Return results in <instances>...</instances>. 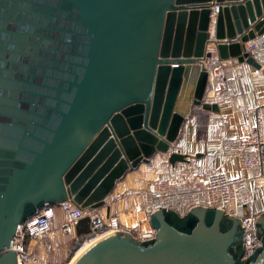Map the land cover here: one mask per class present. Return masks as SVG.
<instances>
[{
    "label": "water",
    "instance_id": "95a60500",
    "mask_svg": "<svg viewBox=\"0 0 264 264\" xmlns=\"http://www.w3.org/2000/svg\"><path fill=\"white\" fill-rule=\"evenodd\" d=\"M263 32L264 0H0V264H19L12 240L43 206L102 209L157 152L191 162L172 146L196 107L219 111L208 43L258 68L244 42ZM98 223L85 215L75 233ZM149 223L153 238L107 232L71 264H264V210L247 258L241 220L221 208H159Z\"/></svg>",
    "mask_w": 264,
    "mask_h": 264
},
{
    "label": "built area",
    "instance_id": "2783aa9c",
    "mask_svg": "<svg viewBox=\"0 0 264 264\" xmlns=\"http://www.w3.org/2000/svg\"><path fill=\"white\" fill-rule=\"evenodd\" d=\"M210 44L208 49L211 55L202 57L199 63L208 71L211 89L235 58L222 59L215 44ZM244 45L245 51L256 58L264 48V32L244 42ZM241 73L240 68L236 69V75ZM227 81L232 84L231 77ZM230 93L236 97V109L246 118L240 121L235 133L220 137L218 154L224 160H233L237 173L222 169L195 173L189 178L170 174L154 179L144 188L139 207L148 219L152 211L159 208L174 209L181 215L194 207L221 208L241 220L244 227V258H247L261 245L256 229V218L260 212L255 208L256 195L250 187L248 173L260 171V176L253 177L259 186L264 185V103L250 105L233 88H230ZM217 121L221 122L220 118ZM57 209L63 213L58 227L55 225ZM85 215H90L92 220L99 219L97 231L102 227H106L105 232L121 228L132 231L122 226L116 213L104 217L100 209H79L70 200L47 204L18 227L11 243L17 252L18 263L34 264L37 251L48 253L60 247L63 241L59 234L75 235V225ZM132 232L140 239H151L156 235V230L151 226L140 233ZM53 264L63 263L56 261Z\"/></svg>",
    "mask_w": 264,
    "mask_h": 264
},
{
    "label": "crops",
    "instance_id": "0c3cea01",
    "mask_svg": "<svg viewBox=\"0 0 264 264\" xmlns=\"http://www.w3.org/2000/svg\"><path fill=\"white\" fill-rule=\"evenodd\" d=\"M208 45L211 44L208 43ZM256 59L261 64L258 68L235 59L228 64L223 77L216 82L215 91L210 90L207 94L206 100L216 102L219 106V111L206 110L207 120L203 131L200 132L199 130V117L195 111L183 123L180 135L176 142L173 143L172 150L189 153L191 162L192 159H195L193 161L196 164V168L193 169L194 173L230 169L228 167L229 160L222 159L218 154V141L224 135L235 133L239 128L240 121L246 118L244 113L236 109L237 100L230 93V88H233L235 93H241L244 101L250 105L264 103V48L261 49ZM238 68L241 69L242 73L236 75V69ZM230 77L232 78V84L227 81ZM218 118H220L221 122L217 121ZM198 153H202V156L198 157ZM192 155H195V158ZM165 158L168 160L167 154L157 152L150 163L160 162L162 167L160 170L163 171L169 166L167 163H163ZM150 163H142L137 169L128 172L124 178L118 180L106 200V206L110 207L109 214H118L122 226L132 229L135 233H140L150 227L146 213L141 211L139 207L147 181L154 176H159L155 175L157 173L156 170L149 168ZM184 163H177L175 168L179 164ZM171 168L174 167L171 166ZM248 176H250L249 173ZM127 191L130 193L129 196ZM106 206L100 209V213L104 217L108 216ZM59 211L60 209H57L56 214ZM59 224L55 221L57 227ZM99 235L98 233L97 236ZM59 236H62L61 239L63 241V236L65 235L59 234ZM57 249L59 247L53 250L57 252ZM61 249L59 250L62 252H59L60 257L53 255L51 253L53 250L48 253L42 250L37 251L35 256L36 263L44 264L48 256L49 258L51 256L52 262L63 260V258H66V253L64 254Z\"/></svg>",
    "mask_w": 264,
    "mask_h": 264
},
{
    "label": "rangeland",
    "instance_id": "374dc122",
    "mask_svg": "<svg viewBox=\"0 0 264 264\" xmlns=\"http://www.w3.org/2000/svg\"><path fill=\"white\" fill-rule=\"evenodd\" d=\"M193 156V155H192ZM195 156V155H194ZM193 156V158H195ZM195 159H192V162H188V163H184V164H179L177 168H171V164L169 163V161L165 158L163 163H167L169 166L165 169V170H160L162 169L160 162H154V163H150L149 164V168L152 170H156L157 173H155V175H159L158 177L154 176L152 178H150L147 181V184L149 182H151L154 179L166 176V175H176L179 176L181 178H189L192 177L195 173L193 171L194 168H196V164ZM228 167L230 168L231 173H237V166L235 165V162L232 160H229V165ZM154 172V171H153ZM249 183H250V187L252 188V190L254 191L255 195H256V210L259 212H262L264 210V185H258L256 179L254 178L255 176H260L261 172L260 171H256V172H251L249 173ZM254 176V177H253ZM140 181V180H139ZM261 180H259L260 182ZM147 186V185H146ZM145 186V187H146ZM127 195L129 196L130 193L129 191H127ZM63 218V213L61 212V210L59 212H57L56 217H55V221H57L58 223H61ZM105 228H102L98 233L100 235L107 233L104 232ZM99 235V236H100ZM62 237V236H61ZM63 245L62 247H59V249H57V252H55L54 250L51 252L53 253V255H55L56 257H60V248H62L61 250L63 251V253H66V258H63L62 263L63 264H70V262L72 261L73 257L75 256V254L81 250L83 247L86 246V244L90 243L91 240L97 238V234L93 233V234H89V235H82V236H77L75 235H65L63 236ZM60 252V253H59ZM63 257V256H62ZM61 259V258H60ZM45 261V260H44ZM54 262L51 261V256L49 258V256L46 258V262L44 264H53ZM33 264V263H32ZM34 264L36 263V259L34 261Z\"/></svg>",
    "mask_w": 264,
    "mask_h": 264
},
{
    "label": "trees",
    "instance_id": "16d2710c",
    "mask_svg": "<svg viewBox=\"0 0 264 264\" xmlns=\"http://www.w3.org/2000/svg\"><path fill=\"white\" fill-rule=\"evenodd\" d=\"M195 113L196 115H198L199 117V130L200 132L204 130L205 128V124H206V120H207V111L205 109H202L201 107H197L195 108ZM105 228L104 232L106 230V227H102ZM102 228L98 229L97 232H99Z\"/></svg>",
    "mask_w": 264,
    "mask_h": 264
},
{
    "label": "bare ground",
    "instance_id": "6f19581e",
    "mask_svg": "<svg viewBox=\"0 0 264 264\" xmlns=\"http://www.w3.org/2000/svg\"><path fill=\"white\" fill-rule=\"evenodd\" d=\"M215 85H216V84L212 85V87H211V89H209V91H210V90H214V91H215ZM89 244H90V243L86 244L85 247H83L81 250H79V251L75 254V256L73 257V259H72V261L70 262V264L73 262V260L75 259V257H76V256H77L82 250H84L87 246H89Z\"/></svg>",
    "mask_w": 264,
    "mask_h": 264
}]
</instances>
